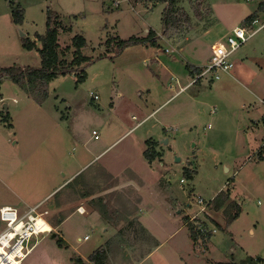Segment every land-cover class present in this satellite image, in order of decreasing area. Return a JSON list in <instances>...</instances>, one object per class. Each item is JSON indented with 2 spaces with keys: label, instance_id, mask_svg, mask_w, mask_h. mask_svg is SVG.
<instances>
[{
  "label": "rangeland",
  "instance_id": "obj_1",
  "mask_svg": "<svg viewBox=\"0 0 264 264\" xmlns=\"http://www.w3.org/2000/svg\"><path fill=\"white\" fill-rule=\"evenodd\" d=\"M18 5L25 11L21 25L13 22ZM166 7L148 0H0V69L41 66L39 52L22 40L41 47L36 35L46 34L48 11L61 24L62 58H75L73 38L81 34L88 42L83 55L96 59L85 81L60 76L45 99L10 79L0 86V207L21 199L35 206L53 192L42 202L44 219L53 224L70 216L60 228L49 225L52 233L38 237L24 264H75L79 257L89 263L107 240L106 264H132L157 245L139 221L141 204L163 245L140 264L264 258V27L233 54L231 74L192 83L209 63L212 44L249 25L255 13L252 31L264 25V0H179L177 12L191 23L171 38L163 35ZM150 30L160 35L159 48L136 45L114 54L115 39ZM147 140L157 141L151 150L162 154L152 168L143 154ZM222 190L235 193L226 205L239 201V217L228 225L226 208L213 204L211 219L222 228L212 248L211 241L194 242L192 226L176 214L178 203L211 200ZM5 226L0 219V231Z\"/></svg>",
  "mask_w": 264,
  "mask_h": 264
},
{
  "label": "trees",
  "instance_id": "obj_2",
  "mask_svg": "<svg viewBox=\"0 0 264 264\" xmlns=\"http://www.w3.org/2000/svg\"><path fill=\"white\" fill-rule=\"evenodd\" d=\"M153 3H166L167 7L163 14V24L164 31L163 35L171 38L175 35L183 26V24L191 23V17L187 13H179L176 9V3L179 0H148ZM262 6L260 7V10ZM183 12V11H181ZM13 22L16 25H21L24 22L25 11L24 9L18 5L14 6L13 11ZM257 13L249 16L245 23L249 25L252 24L254 20H256ZM57 16H53L51 11H48V19H47V32L45 35H36V38L40 41L41 47H37V43L31 40L29 37L23 38V47L28 51L37 50L41 57V66L36 67H18L11 66L7 68L0 69V86L5 79H10L18 86H20L23 90H25L28 94L41 99H45L49 95V85L50 83L60 77L67 76L69 74H75L78 76V81H85L87 79L85 70L90 64H92L95 60L92 57L83 55L82 51L88 46L87 39L81 35L77 34L73 38V47L76 49L75 58L70 62L66 59L62 58L63 54L59 51V36H60V22ZM116 51L114 54L119 55L124 50L129 47L136 45H145L151 46L154 48L160 47L161 37L160 35L150 30L147 36L144 37H136L132 36L129 39H122L118 37L115 39ZM110 41L107 43L109 44ZM101 57H107L106 54H101ZM99 57V58H101ZM154 144V143H152ZM148 149L145 152V158L149 163H153L156 159L162 156V154L158 152H154L151 149V141L147 142ZM187 176L192 178V174L187 171ZM228 201V196L225 192L221 191L218 196H216L214 200V206L216 209H221L225 207V211L227 216V224H231L234 220H236L240 213L241 209L237 207L235 204L230 202L226 205ZM232 208H236V212L234 215L231 214ZM62 218L58 221V225ZM192 230V239L196 242L198 239L202 241H206L209 238L200 236L194 229ZM107 259L106 250L104 248L98 249L94 252L90 257V264H105ZM75 264H87L82 259L77 258ZM221 264H239L234 259L229 262L221 263ZM241 264H264V260L261 258H253L248 257L244 263Z\"/></svg>",
  "mask_w": 264,
  "mask_h": 264
},
{
  "label": "built area",
  "instance_id": "obj_3",
  "mask_svg": "<svg viewBox=\"0 0 264 264\" xmlns=\"http://www.w3.org/2000/svg\"><path fill=\"white\" fill-rule=\"evenodd\" d=\"M255 25H257V20H254L250 25L235 27L226 37L212 44L209 63L194 77L192 83H197L208 75L215 81H219L224 74H231L234 69L233 54L264 27L263 25L252 31V26ZM93 96L98 99L97 95L93 94ZM93 135L98 137L96 131H93ZM184 182L185 180H182V183ZM214 200L215 198L206 200L201 196H196L187 204L179 202L177 205L184 214L186 225H191L202 237L211 238L219 231L209 212L213 207ZM41 208L42 203H39L29 207L22 214L13 207L0 209V219L6 224L0 232V264H23L35 248L38 237L52 233V229L44 231L38 226L39 219L47 223L44 217L49 214L48 210L41 211ZM33 239H36V243L30 247ZM88 239L89 236H86L85 240Z\"/></svg>",
  "mask_w": 264,
  "mask_h": 264
},
{
  "label": "crops",
  "instance_id": "obj_4",
  "mask_svg": "<svg viewBox=\"0 0 264 264\" xmlns=\"http://www.w3.org/2000/svg\"><path fill=\"white\" fill-rule=\"evenodd\" d=\"M121 38V37H120ZM38 46V45H37ZM39 48V47H38ZM190 70V74H191V76H195V74L196 73H198V67H192V68H189ZM190 84H192V83H189V84H187L186 86H184V88L182 89V90H184L185 88H187L188 86H190ZM5 108L6 109H8V105H5ZM150 116H148L147 118H149ZM147 118L146 119H144L141 123H139L138 124V126L139 125H141L144 121H146L147 120ZM263 122H264V118H263ZM151 141V143H154V144H157L158 145V142L157 141H152V140H150ZM146 142V145H147V142H148V140L147 141H145ZM158 147V146H157ZM148 149V145H147V148L146 147H144L143 148V154H144V156H145V152H146V150ZM158 149V148H157ZM159 151V150H158ZM261 152V151H260ZM260 158L261 159H263L264 158V151H263V153H261L260 154ZM147 160V159H146ZM148 162V161H147ZM149 163V162H148ZM154 163V162H153ZM149 166H150V168H152V166H153V164L152 163H149ZM77 174V173H76ZM75 174V175H76ZM61 187V185L59 186V187H57V188H55L53 191L55 192L57 189H59ZM223 192H225L224 190H222ZM231 192H232V194H231ZM226 194H227V196H228V201H229V198L230 197H232L233 199H234V196H235V193L233 192V190L231 191L230 190V192H225ZM53 194V192H51L49 195H47L46 197H44L40 202H38V203H36V204H39V203H42V202H44L45 200H47V199H50V197H51V195ZM216 198V197H215ZM233 204H235L234 202H232ZM143 205L144 204H141L140 205V209H141V216H139L138 218H139V221H140V223L144 226V228L149 232V235L151 236V238H153L152 240H155L156 242H157V245L156 246H154V247H152V248H150V245H148V248H147V250L145 251V253L146 254H143V256H141V258H139V259H135V260H133L131 263L132 264H140V263H142L144 260H146V259H149L150 257L151 258H153V256L155 255V253H159V252H161L162 251V243H161V241H158V239H157V237H156V235L153 233V231H151L150 229H149V227H147V225L145 224V222H144V217H145V215H146V212L143 210L145 207H143ZM237 207H239L240 209H241V205H240V202L239 201H237V204H235ZM2 207H13V208H15V209H17V210H19V211H21V208H26V211L28 210V208L29 207H32L30 204H28L25 200H20L19 202H17V203H14V204H11V203H7V204H4L3 206H1L0 207V209L2 208ZM84 210H85V208H83V207H80L79 208V213H81V214H84ZM162 210V209H161ZM164 211V210H163ZM241 211H242V209H241ZM181 212V213H180ZM163 213H165V211L163 212ZM176 214L177 215H179L180 216V218H183V216H184V214H183V212L181 211V210H179L178 209V211H176ZM70 218V216H68V217H66V218H62V221L60 222V225H58V223L59 222H55V223H53V224H49V222H47V224H49L50 226H51V228L53 227H58V228H60V227H62L63 225H64V223L67 221V219H69ZM134 218H137V215H135L134 216ZM184 219H185V217H184ZM60 220V219H59ZM58 220V221H59ZM175 220V219H174ZM173 220V221H174ZM181 220V219H180ZM214 223L217 225V227H218V229H221L222 228V226L217 222V221H214ZM52 228V229H53ZM3 230V229H2ZM1 230V231H2ZM54 230V229H53ZM0 231V232H1ZM106 232H108V231H106ZM219 232V231H218ZM251 232H253V231H251ZM111 234L113 235V233L111 232ZM218 234V233H217ZM216 234V235H217ZM44 235V234H43ZM45 235H47V234H45ZM111 235V236H112ZM216 235L215 236H213V237H211V238H209L208 240H206V241H211L210 243H211V248H212V246H213V244H212V241H213V239L216 237ZM56 236H57V234H56ZM64 236H65V234H64ZM87 236V235H86ZM85 236V237H86ZM64 239H65V237H63ZM33 240H36V239H33ZM84 240H85V238H84ZM90 240V238L88 239V240H86V241H89ZM78 241L80 242V241H82V239L81 238H79L78 239ZM107 241H108V243H107ZM106 242H105V245L104 246H102L101 248H104L105 250H106V254H107V259H106V261L108 260V256H109V248L111 247V246H109V240H107ZM36 243V242H35ZM38 246H39V241L37 242V244H36V246H35V248L32 250V252L28 255V257L27 258H29L34 252H35V250L38 248ZM91 256V255H90ZM248 257H253V258H261V259H263L264 260V258H262V257H254V256H250V255H248L244 260H242V261H240V262H238V261H236V262H238L239 264H241V263H244L245 261H246V259L248 258ZM26 258V259H27ZM80 259H82L84 262H85V258H82V257H79ZM25 259V260H26ZM25 260H24V262H25ZM106 261H105V264H106ZM24 262H23V264H24ZM85 263H87V262H85ZM127 263H129V262H127ZM87 264H90V262L89 263H87ZM119 264H126V263H124V262H120Z\"/></svg>",
  "mask_w": 264,
  "mask_h": 264
},
{
  "label": "bare ground",
  "instance_id": "obj_5",
  "mask_svg": "<svg viewBox=\"0 0 264 264\" xmlns=\"http://www.w3.org/2000/svg\"><path fill=\"white\" fill-rule=\"evenodd\" d=\"M38 226L41 227L44 231H50L49 224L45 223L43 220H38Z\"/></svg>",
  "mask_w": 264,
  "mask_h": 264
},
{
  "label": "water",
  "instance_id": "obj_6",
  "mask_svg": "<svg viewBox=\"0 0 264 264\" xmlns=\"http://www.w3.org/2000/svg\"><path fill=\"white\" fill-rule=\"evenodd\" d=\"M53 237H56V234H53Z\"/></svg>",
  "mask_w": 264,
  "mask_h": 264
}]
</instances>
